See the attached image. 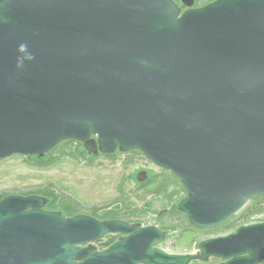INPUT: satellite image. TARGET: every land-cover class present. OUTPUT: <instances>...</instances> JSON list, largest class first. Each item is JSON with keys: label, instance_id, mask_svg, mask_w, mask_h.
<instances>
[{"label": "water", "instance_id": "water-1", "mask_svg": "<svg viewBox=\"0 0 264 264\" xmlns=\"http://www.w3.org/2000/svg\"><path fill=\"white\" fill-rule=\"evenodd\" d=\"M181 4L0 0V160L66 140L93 155L139 150L179 178L178 209L197 228L264 197V0ZM48 202L0 199V264L264 263V221L179 255L157 245L170 235L157 225ZM110 234L123 236L96 250Z\"/></svg>", "mask_w": 264, "mask_h": 264}, {"label": "rangeland", "instance_id": "rangeland-1", "mask_svg": "<svg viewBox=\"0 0 264 264\" xmlns=\"http://www.w3.org/2000/svg\"><path fill=\"white\" fill-rule=\"evenodd\" d=\"M211 1L214 0H195V4L204 6ZM46 155L44 161L25 155L1 159L0 198L8 194L42 195L49 198L45 209L60 210L66 216L84 213L97 217V211L114 209L108 217L97 218L157 225L170 233L157 245L179 255L198 253L207 239L264 221V197H252L222 227L193 226L178 209L187 196L179 178L155 165L139 150L93 155L82 143L66 140ZM141 171L148 175L144 182L138 180ZM118 237L119 234H110L99 244L108 245ZM217 262L194 260L190 264Z\"/></svg>", "mask_w": 264, "mask_h": 264}, {"label": "flooded vegetation", "instance_id": "flooded-vegetation-1", "mask_svg": "<svg viewBox=\"0 0 264 264\" xmlns=\"http://www.w3.org/2000/svg\"><path fill=\"white\" fill-rule=\"evenodd\" d=\"M177 3H178V5L181 7V9H182V11H184V10H186L187 8L186 7H184L181 3H180V1H177ZM263 198V197H262ZM79 214H81V213H79ZM75 215V214H74ZM101 220V219H100ZM226 222H224L223 224H225ZM223 224H221V225H219V226H223ZM219 226H215V227H213V228H218ZM123 235L122 234H119V237L115 240V241H117V240H119L121 237H122ZM222 236V235H221ZM218 237V236H217ZM102 240V239H101ZM101 240H99V241H96V242H93L92 243V245L95 247V249L96 250H104V249H106L110 244H108V245H100L99 243L101 242ZM114 241V242H115ZM112 244V243H111ZM84 246H87V245H83V247ZM210 259H216V260H218V262L217 263H219V262H221L222 260L221 259H219V258H215V257H211ZM200 261H204V260H200Z\"/></svg>", "mask_w": 264, "mask_h": 264}, {"label": "trees", "instance_id": "trees-1", "mask_svg": "<svg viewBox=\"0 0 264 264\" xmlns=\"http://www.w3.org/2000/svg\"><path fill=\"white\" fill-rule=\"evenodd\" d=\"M45 156H47V155H45ZM43 157V158H39V157H35V158H37L39 161H44L45 160V158L46 157ZM2 198V197H1ZM0 198V199H1ZM50 207V206H49ZM110 210V209H109ZM108 209L107 210H105L104 212H102V213H100V211H97L98 212V216L97 217H99V218H102L103 216L104 217H108L109 216V213H112V211L114 210V209H111V211H109ZM63 211L66 213L67 211L66 210H64L63 209ZM115 211V210H114ZM95 217V216H94ZM96 217V218H97ZM113 241H111L109 244H111Z\"/></svg>", "mask_w": 264, "mask_h": 264}, {"label": "bare ground", "instance_id": "bare-ground-1", "mask_svg": "<svg viewBox=\"0 0 264 264\" xmlns=\"http://www.w3.org/2000/svg\"><path fill=\"white\" fill-rule=\"evenodd\" d=\"M260 222H262V221H260ZM255 223H258V222H255ZM249 224H251V223H249ZM82 248V247H81Z\"/></svg>", "mask_w": 264, "mask_h": 264}]
</instances>
